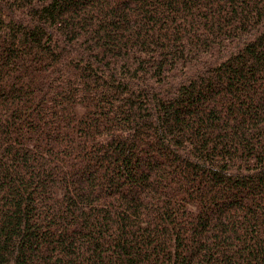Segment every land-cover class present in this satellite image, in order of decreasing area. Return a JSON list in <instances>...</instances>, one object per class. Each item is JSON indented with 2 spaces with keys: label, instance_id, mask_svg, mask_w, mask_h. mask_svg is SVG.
Listing matches in <instances>:
<instances>
[{
  "label": "trees",
  "instance_id": "obj_1",
  "mask_svg": "<svg viewBox=\"0 0 264 264\" xmlns=\"http://www.w3.org/2000/svg\"><path fill=\"white\" fill-rule=\"evenodd\" d=\"M0 264H264V0H0Z\"/></svg>",
  "mask_w": 264,
  "mask_h": 264
}]
</instances>
